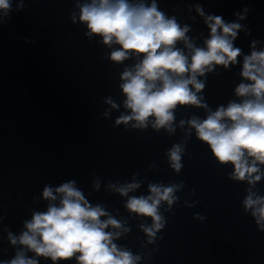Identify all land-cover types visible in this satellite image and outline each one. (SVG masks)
Wrapping results in <instances>:
<instances>
[{
    "label": "clouds",
    "instance_id": "9594fccd",
    "mask_svg": "<svg viewBox=\"0 0 264 264\" xmlns=\"http://www.w3.org/2000/svg\"><path fill=\"white\" fill-rule=\"evenodd\" d=\"M10 10L11 0H0V12L7 15ZM197 11L204 15L201 8L197 7ZM79 19L87 24V35L101 36L109 47L120 46L110 54L113 62L121 63L131 54L143 57L121 74L120 88L126 97L124 107L131 114L121 115L117 124L135 121L134 127L143 128L153 117L154 128L174 132L173 110L177 105L207 108L201 102L203 98L197 95L205 87L197 77L213 71L214 65L227 68L237 62L241 53V49L233 45L240 24L225 23L220 16H207L205 23L210 29V38L205 41L206 47L195 48L186 36L188 26L181 27L175 17H167L159 10L156 0L151 4H145L143 0L135 3L131 0H90L80 6ZM178 41H184L191 51L190 62L189 57L176 47ZM241 75L251 81L241 83L235 89L236 95L244 98L241 102H229L227 107L220 106L210 112L206 119L192 118L188 123L196 130L197 137L210 147L219 163L234 166L232 179H247L254 185L264 175L257 166L264 164V51H252L250 56H245ZM112 106L116 107L115 104ZM182 151V146L177 144L168 153L171 166L177 172L182 167ZM247 157L252 158L251 163ZM138 187L139 184L130 183L116 190L126 196ZM177 187L150 184L148 196L128 199L126 207L129 211L152 218L151 227L142 226L149 242L164 226L158 206L161 201L169 205L174 203ZM58 196L57 205L54 202ZM43 198L50 202L47 211L34 212L32 219L24 224L27 230L19 237L9 233L10 242L13 245L19 243L22 250L3 264H38L35 258L27 257L23 249L37 257L50 258L53 264L73 257L77 264H136L140 259L113 243L119 237V231H106L112 228L126 232L129 229L101 205H91L75 187V181L63 183L54 191L46 186ZM244 208L252 210L257 225L264 230V197L250 193L244 200ZM102 217L107 218L102 220Z\"/></svg>",
    "mask_w": 264,
    "mask_h": 264
}]
</instances>
